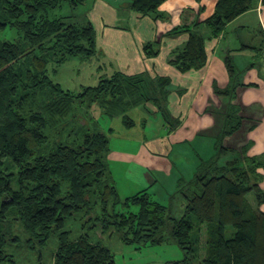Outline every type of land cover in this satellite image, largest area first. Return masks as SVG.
I'll use <instances>...</instances> for the list:
<instances>
[{
  "label": "trees",
  "instance_id": "16d2710c",
  "mask_svg": "<svg viewBox=\"0 0 264 264\" xmlns=\"http://www.w3.org/2000/svg\"><path fill=\"white\" fill-rule=\"evenodd\" d=\"M165 1L130 0V6L135 13L148 16L157 13ZM86 2L0 0V32L10 29L19 35L17 41L0 39V263L13 261L7 236L15 243L23 236L34 249L36 243L46 246L53 234L59 240L53 264H117L110 249L93 242L88 234L71 239L67 220L85 213L95 216L88 218L95 226L114 229L127 245L162 244L168 233L185 257L167 264H264V190L263 175L258 171L264 170V155L249 156L244 148L223 161L229 150L223 145L224 138L242 126L236 105L228 107L216 155L203 161L192 179L181 180L186 183L179 190L186 206L179 219L148 189L120 196L105 161L109 151L106 134L87 129L71 142H51L48 130L60 126L78 99L109 104L125 89L147 94L141 83L120 74L104 77L98 86L78 94L49 76L51 63L60 65L71 57L90 60L98 55L87 12L74 13ZM259 2L264 4V0H218L205 21L171 31L169 35L189 34L172 64L181 72L203 68L207 37L199 27H210L211 37H218L230 22ZM68 9L71 13L66 15ZM145 51L158 54L152 45ZM225 63L231 83L216 91L230 97L240 86L241 72L230 55ZM162 81L166 83L157 86L164 88L169 80ZM155 84L147 83L148 90ZM162 96L155 102L170 123L167 110H162ZM125 125L132 127L134 122L126 118ZM15 179L17 188L13 187ZM119 207L123 211H117ZM132 207L138 210L133 212ZM13 225L22 234H13ZM228 227L234 229L231 237H227Z\"/></svg>",
  "mask_w": 264,
  "mask_h": 264
},
{
  "label": "crops",
  "instance_id": "0c3cea01",
  "mask_svg": "<svg viewBox=\"0 0 264 264\" xmlns=\"http://www.w3.org/2000/svg\"><path fill=\"white\" fill-rule=\"evenodd\" d=\"M217 1L167 0L157 13L148 16L132 11L130 0H87L81 6L95 29L99 51L96 57L102 62L98 68L99 83L102 78L115 74L141 83L142 92H148L147 83H156L145 96L138 92L135 103L123 99L119 103L118 100L109 103L128 107L123 112L111 110L108 114L110 119L120 120L119 131L109 123L91 130L104 133L109 138L105 161L111 181L124 198L148 189L152 197L162 203L157 197L158 190L164 188L163 181L173 177L174 168L177 170L172 179L174 183L191 179L199 165L217 153L218 138L230 104L239 108L242 126L236 133L224 138L223 145L229 150L223 158L230 159L244 148L248 149L249 156L264 155V44L257 47L255 41L249 39L258 29L264 43L262 2L230 22L218 37H211L210 27H199V31L207 37V64L203 68L181 72L172 64L188 41L189 34L169 33L179 27L205 21L214 13ZM148 45H152L153 51L158 54L147 55L145 47ZM229 55L241 72L238 79L240 86L230 97L216 91L230 86L231 79L225 63ZM107 67L109 70H106ZM162 80H169L164 88L157 86L158 83H166ZM124 93L127 95L130 92L125 89ZM161 95L165 98L162 110H167L170 123L159 107L152 103L153 97L156 99ZM135 107H141L144 112L147 110L150 115H161V131L151 130V117L134 119L130 108ZM98 116L93 119L97 120ZM126 118L134 122L132 127L125 125ZM148 130L152 132L149 134ZM230 139L235 141L229 142ZM201 141L210 144L206 153H198L191 146ZM112 142L116 144L113 146ZM258 171L263 175L261 188L264 190V170ZM119 179L125 180L122 190Z\"/></svg>",
  "mask_w": 264,
  "mask_h": 264
},
{
  "label": "rangeland",
  "instance_id": "374dc122",
  "mask_svg": "<svg viewBox=\"0 0 264 264\" xmlns=\"http://www.w3.org/2000/svg\"><path fill=\"white\" fill-rule=\"evenodd\" d=\"M120 3L123 4L122 1H120ZM81 12H84V7H79V9L74 11L76 15H80ZM70 13L71 11L70 9H68L65 14L67 15ZM251 38L253 40L252 42L255 41V46L259 47L262 44L263 38H261L258 29L255 34L253 33L251 36H249V39ZM0 39L17 41L19 39V35L16 31L8 29L5 32H0ZM101 65L102 62L98 57L92 58L90 60L82 59L80 57H74L60 65H58L57 63H51L48 67V72L49 76L55 83H59L65 90H69L74 92L75 94H78L86 87L98 86L100 78L98 68ZM106 70H109L108 67L106 68ZM92 97H94V95H92ZM118 97L120 98L118 99L117 103L122 102V99L125 102L131 101L133 103L138 100L137 95L133 93H128L127 95L125 93H122L121 95H118ZM154 99L155 98L153 97L152 103L158 107ZM73 108V111L64 118L60 126H56V130H48L51 142H71L75 137H80L81 134H84L87 129L94 130L95 128H97V126L101 125L102 127H104L107 126L108 123L115 126L118 130L121 128V124L119 122L120 120L116 118L112 120L110 119L108 114L111 110L112 112L116 111V113L123 112L128 107L118 106V104H106L105 101L92 102L91 98H88L83 102L80 98L74 103ZM130 109H128V111L130 110L132 112L131 116L134 119L141 120V118L151 117V130L153 132L161 131V115H150L147 110H145L144 112L141 107ZM95 116H98L97 120L93 119V117ZM82 124H84V126H82ZM139 131L140 130H138L137 133H139ZM152 131L148 130L147 133ZM135 136L137 135L135 134ZM228 141L233 142L235 140L230 139ZM114 144L116 143L112 142L113 146ZM191 146H193L198 153H206L207 151H209L210 144L207 141H201L197 142V144L193 143L191 144ZM226 159L228 158L225 156L223 160ZM172 160H175V154L173 155ZM176 174L177 170L176 168H174L173 177L162 182L164 188L158 190L159 193H157V197L158 200H162V203L165 206H168L170 208L172 216L179 219L184 216L186 206V201L184 200L182 192L180 193L179 190L182 189V185L186 184L185 181H188L190 179H187L183 182L178 181L177 183H174L175 181H172V179L176 176ZM123 181L125 180H118L120 190H122ZM17 183V179H15L13 181L14 188L18 187ZM176 184L177 187H175ZM130 210L136 212L138 209L137 207H132ZM117 211H123V209L119 207ZM89 217L94 218L95 216L91 214L89 215ZM89 217L85 216V213H81V215H75L71 219L67 220L66 230L71 232V239H75L83 234H88L93 242L100 243L101 245L110 249L115 257L117 264H167L168 262L181 261L185 257L183 250L178 246L176 241L168 236V233H164V235L167 236V239L162 244H148L145 246L137 244L127 245L121 240L119 234L114 231V229L105 231L103 230L102 225L95 226L94 223L88 221ZM12 233L15 235H17V233L22 234L20 232V228H18L17 225H13ZM233 233L234 229L228 227L227 237H231ZM193 238L195 237L193 236ZM7 240L10 244L7 248L8 253L10 255H13V261L1 262L0 264H53V255L56 247L59 244L58 237L53 234L46 246L41 247L40 244L36 243L34 249H31L29 247L28 243H26L25 241V237L23 236L17 243H15V241H12V238H10L9 236H7Z\"/></svg>",
  "mask_w": 264,
  "mask_h": 264
}]
</instances>
